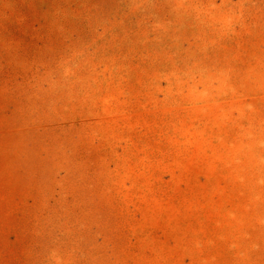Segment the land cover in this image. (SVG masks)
<instances>
[{"label":"rangeland","instance_id":"rangeland-1","mask_svg":"<svg viewBox=\"0 0 264 264\" xmlns=\"http://www.w3.org/2000/svg\"><path fill=\"white\" fill-rule=\"evenodd\" d=\"M0 264H264V0H0Z\"/></svg>","mask_w":264,"mask_h":264}]
</instances>
